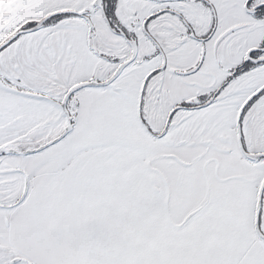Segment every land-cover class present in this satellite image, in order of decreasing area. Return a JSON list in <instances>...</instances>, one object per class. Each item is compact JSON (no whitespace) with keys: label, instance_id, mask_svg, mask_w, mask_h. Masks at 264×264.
<instances>
[{"label":"snow or ice","instance_id":"snow-or-ice-1","mask_svg":"<svg viewBox=\"0 0 264 264\" xmlns=\"http://www.w3.org/2000/svg\"><path fill=\"white\" fill-rule=\"evenodd\" d=\"M0 264H264V0H0Z\"/></svg>","mask_w":264,"mask_h":264}]
</instances>
